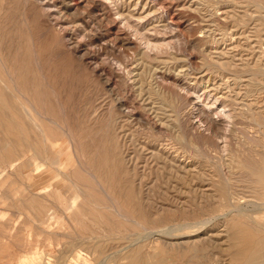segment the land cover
Returning a JSON list of instances; mask_svg holds the SVG:
<instances>
[{"label": "rangeland", "instance_id": "obj_1", "mask_svg": "<svg viewBox=\"0 0 264 264\" xmlns=\"http://www.w3.org/2000/svg\"><path fill=\"white\" fill-rule=\"evenodd\" d=\"M154 1L118 0V8L110 7L105 10L107 15L111 16V23L101 24L99 21V18L102 17L100 9L95 10L94 14H87L81 8L85 5V0H69L71 5L69 4L68 14L72 15L71 20L86 22L88 25L85 27V31L91 30L92 32L89 33L92 34H88V32L84 34L72 29L68 36L58 26L56 27L53 21L33 22L32 15V17L28 15L31 18L29 23L22 24L20 21L26 18V15L23 14L25 13L23 4L19 0H11L9 16H13L14 21H18H15L16 26H20L13 30V34L28 35L27 50L32 55L33 62L35 63L36 60L38 64L34 68L38 74L36 79L39 80L40 84L43 82L44 85L41 84V86L44 89L51 87L53 91L55 90L52 92L53 103L56 104L54 105L59 112V117L64 118H60L61 122L63 120V123L66 122L65 124L62 123L63 128L70 130L67 129L65 134L58 131L57 134L55 133L56 127L45 123V127L52 132L54 139L58 140L52 145L55 146L56 150L52 153L49 150L48 154L45 152L43 143L39 140L37 133L39 131L32 129L22 118H16L18 126L0 119V264H128L131 261V253L135 250L142 251L146 261L150 259L153 261L155 255H161L162 261L166 262L160 264H235L230 238V226L234 223V217L242 221L247 218L249 223L250 214L251 217L264 215V207H261L264 206V203L259 201L261 197L254 190H243L241 191L242 194L239 192L240 198L243 199L238 204L239 209L233 210L232 214L228 210L229 207L202 199V194L210 197L215 195L214 192L205 193L203 191L201 194L200 190L202 189L199 190V186L193 185L192 188H195L190 195L192 188L189 185L181 184L177 179H168L171 177H168V171L161 169L162 163L166 164V161L155 162L149 151L143 149L144 146H149L156 148V150H162L159 143L164 142L166 137L168 140L171 139V142L174 141L173 145L177 146L176 148L185 146V144L193 147L199 146L202 148L199 149L201 155L199 156L200 159L194 161L195 165L203 166L202 168L207 170L210 175H213L211 171L215 170L214 167L219 165L222 172L230 174L234 171L233 167L239 169L238 164L232 161V156L237 155V157L242 158L251 150L254 151L255 149L256 152H261L264 149V131L262 129L260 131L249 129V132L255 130L253 134L257 139L259 138V145L258 143L247 145L246 139L238 131L243 128V125L240 124H238L239 126L227 125L228 141L232 143L228 151L224 148L223 150L211 149V147L202 145L197 137L194 141L191 135L183 138L179 130H172L171 127H167L169 125L168 114L163 115L162 113L164 112L162 111L163 103L172 102V105L176 106L178 101L175 100V96L169 92V89H166L165 94L157 92L159 88L153 84L152 80L156 75L155 70L159 75L166 74L172 78L173 76L174 78H181L185 74L187 75L189 72L185 67L186 60L192 58L198 71L187 79L191 83L200 81V95L203 94L205 85L206 87L210 86L209 91L214 96L222 98V96L231 94L229 89L225 87L226 80L222 82L214 70V74H212L213 72L201 62H204L206 55L214 58V62H216L219 59V53L224 50V52L237 56L236 60H240L241 56L246 60L250 58L245 55V53L249 54L250 52L244 53L247 48L252 47L259 52L255 43L258 39L252 36V30L244 27L245 24L236 22V18H239L242 19L239 22L243 23L245 9H238L237 13H234L232 8L234 6L227 7V0H173L174 2L172 1L168 12L169 18L173 19V25L169 27L168 25L172 24L169 23L171 19L162 18ZM135 2L138 4L136 5ZM258 2L264 4V0ZM117 11L124 13L125 18L132 23L131 29L125 27L123 23L121 24L119 16L115 15ZM255 15H257L258 20L256 22L257 27L264 29V10H259ZM97 16L99 18H96ZM139 23L143 27L137 25ZM234 27L236 28L234 29ZM136 28L141 30L142 34L151 37V40L167 41L172 45V49L167 47L164 52L160 51L159 53L157 51L160 54L158 56L151 53V58H149L144 43L139 38V41L137 40ZM181 34H184L187 40L196 43L194 51L191 48L186 50L188 55L178 51L180 47L179 35ZM103 35L107 36L109 43H116L117 46L113 52L101 51L100 46L103 44V40L100 39ZM118 35L121 36V39H130L135 45L133 44L131 47L128 41H116V36L120 37ZM247 36L251 38L250 41H247ZM233 39L238 40V42L232 43L231 40ZM14 42L13 49L16 51L19 42L16 39ZM239 42L241 47H238L237 50L234 46L236 47ZM91 47L95 50H92ZM81 56L85 59L80 58ZM19 58L24 57L19 56ZM118 59L124 60L123 65L127 64V70L132 72L128 76L125 74V83L118 80L112 73L111 64L113 63L110 62ZM126 60L130 62L126 63L128 62ZM103 61L104 63H102ZM180 71L182 72L180 73ZM202 79H204L203 82ZM220 85L222 86L220 87ZM150 95L155 97V100L157 99V104L153 103L154 99ZM156 96L161 97L157 98ZM113 99L126 104L131 115L148 121L155 125V128L158 124V126L164 124L165 128L171 131L170 135L156 136L154 133H148L145 130L146 127H142L141 123L133 120L127 124L117 125L115 131L114 121L116 117L113 115V111L109 113ZM6 100L13 104L10 99ZM83 119H85V125H82ZM160 120L164 122L161 123ZM107 122L111 124V127L109 125L110 130L106 133V128L103 127ZM123 125L124 128H122ZM19 130L26 131L25 135L20 134ZM83 130H85L84 135L80 137ZM219 141L222 142L221 139ZM32 143L36 144L39 149L38 152L29 148ZM79 145L83 148V152H80ZM97 148L105 150L110 148L108 149L109 164L115 166L114 163H116L117 172L121 171L120 174L118 172L117 178L122 182L123 190H127L128 193L131 192L130 197L124 201L119 197L118 190H112L122 209L121 211L126 214L125 220L104 213L96 218L92 215L72 216L81 199L73 196L74 189L68 179L59 173L58 169L68 171L73 166H77V159L83 160V155L86 160L91 159ZM123 152L126 157L132 153L131 164L127 161L128 157L122 156ZM137 156L141 158L140 164H143H139L140 169L137 171L143 182L141 186L138 178L134 175L136 172L132 170V164L137 162ZM71 164L73 166H70ZM205 189L209 188H203V190ZM109 190L111 189L109 188ZM40 200L44 206L41 205ZM68 202L73 207L70 211H65ZM222 214L224 215L222 216ZM96 219L108 220L106 233L103 229H98Z\"/></svg>", "mask_w": 264, "mask_h": 264}, {"label": "bare ground", "instance_id": "obj_2", "mask_svg": "<svg viewBox=\"0 0 264 264\" xmlns=\"http://www.w3.org/2000/svg\"><path fill=\"white\" fill-rule=\"evenodd\" d=\"M19 1L23 4V7H24L23 9L25 10V13H23V14L26 15L25 16L26 18H24V20L20 21L22 24L29 23L31 18L28 15H30V16L32 15L33 16V20H32L33 22L34 21L35 22L36 21H41V22L53 21L55 23L56 27L58 26L64 33H67L68 36H69L70 31H72V29L73 30L76 29L80 33H84V34H87V32H88V30L85 31V27H87V25H88L86 22L81 21V20L80 21H72L71 20L72 15L70 16L68 14L69 4H70L69 0H19ZM96 1L95 0H93V1L85 0V3H84L85 5L83 7H81V8H83V12L87 13V14H94L95 10L100 9V12H102V17L99 18V16H100V14H99V16H97L96 18H99V21L101 24L102 23H108V22L111 23V16H108L107 13L105 12V10H107L110 7L116 8L118 6V0H98V2H96ZM172 1L173 0H155L154 1L156 3V8H158L157 11L161 12L160 14L162 15V18H165V19L169 18L168 12H169V9L171 7ZM258 1L259 0H232V1L227 0L226 4H227V7L234 6V7H232L234 10V13H237L238 9L239 10L245 9V12H244V16H245L244 19L245 20L242 21L243 23L239 22V20L240 21L242 20L239 18H236V20H237L236 22H238V24H242V25L245 24L244 27H247L248 30L249 29L252 30L251 31L252 36L254 38L257 37V39H258L257 42H255V43L257 44V49H259V52H257L252 47L249 49L247 48L248 50L245 48L246 50H244V53L250 52L249 54L245 53L246 57H250V58H248L246 60V59H244L243 56H241L240 60H236L237 56H235L229 52H224L225 50L222 51L221 53H219L217 51L219 53V59H217L216 62H214V58L208 57L207 55L204 57V58H206L204 60V62H201V63H203L204 66H207L209 68V70H211L212 72L214 70L217 73V75L220 76L219 78L222 79L221 80L222 82H225V80H226L225 87H226V89H229L231 94L226 95V96H222V98L214 96L209 91L210 86L206 87V85H205V88L203 90V94L200 95L199 94V92H200L199 82L200 81L191 83V81L187 79V77H190L191 75H193L194 72L198 71L196 63L193 61L192 58H190V59L188 58L186 60L187 63H186L185 67L187 68V71L189 73H187V75L185 74V76H183L181 78H176V77L174 78V76L172 78L166 74L159 75V74H157V71L155 70L156 75L154 76V78L152 80H153V84L157 85V87L159 88L157 92H161L162 94H165L167 92L166 89L167 90L169 89L170 90L169 92L173 96H175V98H176L175 100L178 101L176 106L172 105V102H170L169 104L163 103V110L162 109L161 110L164 112H162V111L161 112L163 113V115L168 114L167 118H168V124L169 125L167 127H171L172 130L173 129H176L177 131L179 130L182 133L183 138H184V136L189 137L191 135L193 137V140L197 137L202 145H206L208 147H211V149L213 148L214 150H221V149L223 150V148H224V149H227V151H228V148H230L232 146V143L228 141V133L229 132L227 131V128H228L227 125L231 124L232 126H236V125L240 124V125H243L242 126L243 128H241V130H238V129L237 130L240 131V133L244 136L243 138L246 139L245 143L247 145L248 144L254 145V144L258 143V145H259V138L257 139L254 136L253 132L256 129L259 131L262 129L264 131V36H263L264 35V29L262 27H260V28L257 27L256 22L258 20L256 17L257 15H255V14H257L259 10H264V4H260ZM10 4H11V0H0V90H1L0 91V103H1V105H0V119L6 120L8 123L13 124V125L15 124L18 126L16 118L17 117L22 118V120L26 124H28L32 129L34 128V129H37L39 131V132H37L38 137L40 138L39 140L43 143V146L45 147V152H47L49 154V150L51 151V153L56 150L55 146H52V145H53V143H56L55 141H58V140H56V138L54 139V137L51 134L52 132L48 128L45 127V123H48V124L56 127L57 130L55 133H57V134H58V131H61L65 134L67 132L68 128L67 129L63 128L64 125L62 126V123L64 120L61 122L60 118H62V116L59 117V114H58L59 112H58L57 108L55 107L56 104L53 103V93L52 92H54L55 90L53 91V89L51 87H49V89H44L41 86V84H43V82L40 84L39 80L36 79V76H38V74L34 68H35V65L37 66L38 64H37L36 60H35L36 64L33 62L32 55L27 50V43H28L27 42V36L28 35L25 36L22 33L19 35L13 34V30H16V27L19 28L20 26L19 27L16 26V22H18V21L15 20L16 21L15 22L14 17L9 16V5ZM15 4H17V3H15ZM76 4H78V3H76ZM135 4H136V2H135ZM79 5H80V3H79ZM232 8H230V9H232ZM116 10H118V9H116ZM137 10H138V8H137ZM21 12H22V10H21ZM133 13H134V11H133ZM148 13H150V12H148ZM115 15L119 16V19L121 20V24L123 23V25H125V27H128L130 29L132 28V23L127 18H125L124 13L117 11V13ZM239 15H242V14L239 13ZM133 18H136V17H133ZM259 18H260V16H259ZM169 19H171V18H169ZM222 20H224V19H222ZM113 23H115V22H113ZM169 23H172V24H169L168 26L172 27L173 19H171ZM98 24H99V22H98ZM137 25H140V23ZM140 26H142V24ZM251 26H254V27L250 28ZM134 27H136V26H134ZM235 28L236 27H234V29ZM21 29H23V27H21ZM14 32H16V31H14ZM25 32L27 33V31H25ZM89 32H92V31L90 30ZM89 32H88V34H92ZM135 32H136L135 35L137 37V40L139 38V40L144 43V45L146 47V52H147V55L149 58H151V55H152L151 53H154L153 55L158 56V55H160L159 54L160 51L164 52L167 47L172 49V45L167 43V41L159 42L158 41L159 39L158 40L157 39L151 40L150 39L151 37L149 38L148 36L142 34L141 30H139L137 28H136ZM180 33H183V32L180 31ZM182 35L184 36V34L179 35L180 47H179L178 51H180L183 54H186V50H188L190 48L193 49V51H194V49H196V43H194L192 40H187L186 37L184 36L185 37L184 38ZM118 36H120V35H118ZM125 36H127V35H125ZM241 36H242V34H241ZM230 38H232V37H230ZM15 39L18 40V42H19V46L17 45L18 46L17 50H16L17 52L13 49ZM23 39H24V41H23ZM71 39H72V37H71ZM246 39H247V41H250L251 38L249 36H247ZM100 40H103V44H101V46H100L101 51L107 50V51L113 52V50L116 49V46H117L116 43L115 44L109 43L106 35H103ZM115 40L116 41H122V40L128 41L129 45H131V47L134 44L132 41H130V39H125V38L121 39V36L120 37L116 36ZM116 41H114V42H116ZM231 42L235 43V42H238V40L235 41V39H233V40H231ZM249 46H251V45H249ZM238 47H241L240 42L237 43L236 47L234 46V48H236L237 50H238ZM28 48H30V47H28ZM92 50H95V49L92 48ZM155 50H156V52H155ZM232 50H235V49H232ZM157 51H159V53H157ZM33 52H35V51H33ZM139 52H140V50H139ZM139 52H138V54H139ZM141 52H143V51H141ZM180 52H178V53H180ZM166 53H167V51H166ZM233 53H234V51H233ZM33 55H34V53H33ZM123 55H124V53H123ZM186 55H188V54H186ZM19 56H23L24 58L20 59ZM161 56H162V54H161ZM82 57L83 56H81L80 58H82ZM110 59H112V58H110ZM124 59H126V58H124ZM126 61H128V60H126ZM129 62L130 61H128L126 63H129ZM102 63H104V61ZM110 63H113V64H111V66L113 67L112 68L113 75L118 80L125 83V81H126L125 76L126 75L128 76L132 73L129 70H127L128 65L126 64L124 66L123 63H125V61L124 60L122 61L121 59L111 61ZM103 70H104V68H103ZM125 71H127V73H125ZM181 72L182 71H180V73ZM185 72H186V70H185ZM212 74H214V72ZM177 75H179V74H177ZM100 76H101V74H100ZM42 78H44V77L42 76ZM103 78H104V76H103ZM112 79H114V78H112ZM203 80L204 79H202V82H203ZM192 81H193V79H192ZM195 81H197V80H195ZM128 83H129V81H128ZM149 85H151V84H149ZM215 86H217V85H215ZM221 86L222 85H220V87ZM218 90H219V88H218ZM236 90H238V92H236ZM217 92H220V91H217ZM150 94H152V93H150ZM153 96H151L152 99L155 98ZM160 97L161 96H158L157 98H160ZM6 99H10L13 104L8 103L9 101L7 102ZM156 100L154 99V102H153L154 104H157ZM130 102H132V101H130ZM160 104L162 105V103H160ZM154 106L155 105H153V107ZM129 110H127L126 104H124L122 102L120 103L117 99H113V101H111V110H109V113H110V111L111 112L113 111L112 113L116 117V119L114 121L115 122L114 123V130L115 131H116L117 125H119L121 123L127 124L133 120L134 122L141 123L142 127H146L145 130L148 133H154L156 136L161 135V134L162 135H164V134L170 135L171 131L168 128H165L164 124L160 125V126H158L159 125L158 124V125H156V128H155V125L149 123L148 121H145L141 118H136L133 115H131V112ZM156 112H158V111H156ZM154 117H156V116H154ZM62 119H64V118H62ZM111 119H112V117H111ZM84 121H85V119L82 120V122H83L82 125H85ZM108 122H111V121H108ZM108 122L105 123L104 127H103V128H106V133H107V131L109 132V130H110L109 125L111 127V124ZM163 122L161 121V123H163ZM65 123L66 122H64L63 124H65ZM30 127H29V129H30ZM78 127H79V125H78ZM124 127L125 126L123 125L122 128H124ZM3 128H4V126H3ZM249 129L250 130L255 129V130L253 132L252 131L249 132ZM68 130H70V129H68ZM84 131L85 130L82 131V133L80 134V137H82L84 135ZM18 132H20V134L25 135L26 131L24 132L22 130L21 131L19 130ZM71 134H73V133H71ZM169 135H168V138H170ZM106 136H108V134H106ZM69 138H71V137H69ZM178 139H177V141H178ZM219 139H221L222 142H220ZM0 140H1V138H0ZM173 140H175V139L173 138ZM76 141H75V143H76ZM153 142H155V141H153ZM173 142L174 141L171 142V139L168 140L166 137L164 142L159 143L162 150H156V148L149 147V146L143 147L144 150L149 151V154H151L150 155L151 158L155 162L166 161V164L165 163H162L163 165L161 164L162 165L161 169H163V170L166 169L168 171V175H169L168 177H170V176L172 177V178L171 177L168 178L169 180L170 179H175V180L177 179L179 183H181V184L184 183L185 185H189L190 188H192L193 185H197V186H199L198 187L199 190L202 189V190H200L201 194L203 191L205 193L206 192H214L215 195L210 196V197L206 194H202L203 195L202 199L211 200V201H214L216 203L223 204V205L227 206V208L229 207L228 210L231 212V214H232L233 210L239 209L238 204H240L241 199H243V198H240V193L243 190H252V191L254 190V192L256 191L258 196L261 197V198H259V201L264 203V149L261 150V152H256L255 149H254V151H252V150L249 151L250 150L249 149L248 154L242 158L237 157V155L232 156V161H234L235 164H238L239 169H235L233 167L234 171L231 172L232 171L231 170L230 174L229 173L225 174V172H222V170H221L222 168L219 167L220 165L219 166L214 165L215 170L211 171L213 173V175H210L207 173V170L202 168L203 166L201 167L199 164H198V166H196L195 162H194V161H196V159H200L199 156L201 155V153H200L199 149H202L201 147H199V146L193 147L190 145L187 146L185 144V146L182 145V146L176 148L177 146L173 145ZM155 143L157 144V142H155ZM242 143H244V142H242ZM261 143L262 142H260V144ZM263 143H264V141H263ZM72 144H73V142H72ZM187 144H189V143H187ZM223 144H224V146H222ZM29 148L32 151H36V152L39 151L38 147L34 143L30 144ZM79 148H80V152L84 151L83 148L81 147V145H79ZM108 149H110V148H108ZM108 149L105 150L103 148H97L95 150L94 156L89 160H86L84 155H83V160L77 159V157H76L77 166H73L71 164L70 166H73V168L68 169V171L60 169V168L58 169L59 173H61V175H63L66 179H68L69 183L71 184L72 188L74 189L75 192H74L73 196L81 199L80 204L78 205L77 209L74 210V214L72 216H77V215H79V216H81V215L88 216L89 215L90 216V215H92V216H94V218H96L97 216L104 213L106 215L108 214V215H111L114 217L118 216L122 220H125V218H127L126 214L121 211L122 209L120 208L119 203L117 202V198L115 197V194L112 192V190L113 191H115V189L118 190L119 197L121 199H123L124 201L130 197L129 194L131 195V192L128 190L129 191V193H128L127 190L126 191L123 190L122 182H120V180L117 178L118 172L120 174L121 171L117 172L116 163H114L115 166H112L109 164L110 161H109V150ZM209 152H210V150H209ZM58 153L60 154L61 151ZM216 153H217V151H216ZM95 154H96V156H95ZM123 155L126 157L124 152L122 153V156ZM131 156H132V153L127 155V157H128L127 161L129 164H131L130 162L133 158ZM136 158H137L136 159L137 162L132 164V166H133L132 170L134 172H136V173H134V175L136 178H138V181L140 182V186H141L143 184V182L141 181L140 176H138V174H137V171H139V169H140V167H139L140 161L139 160L141 158L139 156H137ZM204 159H206V158H204ZM133 161L135 162V160H133ZM138 161H139V163H138ZM55 163L58 164V162H55ZM198 163H200V162H198ZM140 165H143V164H140ZM156 165H158V163H156ZM229 166H231V165H229ZM204 168H206V167H204ZM107 184H108V186H107ZM206 187H208L209 189L203 190V188H206ZM109 188L111 190H109ZM194 188L190 189V195H191V193H193L192 190H194ZM184 191H186V190H184ZM179 192H181V191H179ZM71 198H73V197H71ZM144 198H145V196H144ZM176 200H179V199H176ZM40 203H41V205L44 206V203L41 200H40ZM72 207H73V205H71V203L68 202V206L66 207L65 211H70V209ZM261 207H264V206H261ZM192 208L194 209V207H192ZM213 211H214V209H213ZM140 214H141V212H140ZM239 214H241V213H239ZM141 215H143V213ZM223 215L224 214H222V216ZM85 219L87 220V218H85ZM250 219L251 220L248 223L247 218L242 221V220H238V219H236V217H234V219H233L234 223H232L230 226V231H231L230 238L232 241L231 245L233 248V261L235 262V264H256L258 262L260 264H264V215H261L258 217H253V216L251 217V214H250ZM229 221H231V220H229ZM95 222L98 225L97 226L98 229L100 228V229H103L105 233L107 232L108 220L106 221V220L96 219ZM250 223H251V225H250ZM189 232H191V231H189ZM141 252L142 251H140V250L133 251V253H131L132 254L131 261L128 264H160L161 262L162 263L164 262V261H162L163 259L161 258V255H159V256L155 255V257L153 258L154 259L153 261L151 259L149 261L148 260L146 261L145 258L143 257L144 254L142 255ZM191 252H192V250H191ZM182 254H181V256H183ZM190 262H192V261H190Z\"/></svg>", "mask_w": 264, "mask_h": 264}]
</instances>
